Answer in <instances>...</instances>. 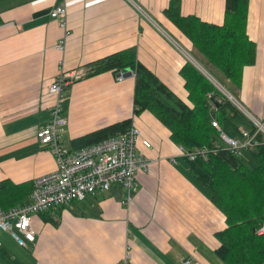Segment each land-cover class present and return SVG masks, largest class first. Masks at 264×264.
<instances>
[{
	"label": "crops",
	"instance_id": "obj_1",
	"mask_svg": "<svg viewBox=\"0 0 264 264\" xmlns=\"http://www.w3.org/2000/svg\"><path fill=\"white\" fill-rule=\"evenodd\" d=\"M169 1L0 0V181L34 180L55 169L37 132L49 118L55 97L48 85L60 69L88 72L89 63L133 47L137 58L182 98L186 90L179 70L186 61L229 91L225 83L230 80L208 72L192 55V42L164 15ZM59 4L67 8L69 31L63 51L56 47L63 29L50 16ZM224 7L225 0H180L183 15L216 24L223 21ZM246 32L255 44V60L243 67L233 96L264 119V0H249ZM133 93V74L118 78L107 70L73 82L62 102V141L68 146L72 138L129 116L150 141L149 148L138 145L152 163L138 175L130 202H125L127 190L114 184L35 214V241L17 249L18 263L12 254L0 264H124L128 246V264H225L214 253L224 215L191 173L193 162L168 129L147 110L132 115ZM235 122L230 115L218 124L223 133L239 138L243 125ZM243 151L255 165L258 148ZM6 235L11 237L0 233V251Z\"/></svg>",
	"mask_w": 264,
	"mask_h": 264
},
{
	"label": "trees",
	"instance_id": "obj_2",
	"mask_svg": "<svg viewBox=\"0 0 264 264\" xmlns=\"http://www.w3.org/2000/svg\"><path fill=\"white\" fill-rule=\"evenodd\" d=\"M248 2L225 0L220 24L195 15H183L180 0H170L163 9L164 15L192 42L194 58L208 72L219 71L230 80V85L220 82L225 83L232 95L243 67L255 60V44L246 32ZM87 66L89 70L84 76L107 70L114 74L125 68L132 70V115L149 111L168 129L174 143L186 149L221 144L215 153L206 159H197L190 168L225 218V226L215 233L218 244L214 253L225 264H264V231L257 232L264 227V146L258 147L259 162L253 165L242 152L236 154L224 147L212 125V118L220 123L232 115L235 126L242 124L252 131L254 128L246 117L226 98L212 109L210 95L219 94L218 88L190 61L179 70L186 98L177 95L142 63L133 47L106 55ZM131 125L129 116L72 138L68 147L78 149L90 145L123 133ZM32 188L33 180H1L0 207L7 209L24 203Z\"/></svg>",
	"mask_w": 264,
	"mask_h": 264
},
{
	"label": "built area",
	"instance_id": "obj_3",
	"mask_svg": "<svg viewBox=\"0 0 264 264\" xmlns=\"http://www.w3.org/2000/svg\"><path fill=\"white\" fill-rule=\"evenodd\" d=\"M66 15L67 8L63 4L55 6L50 11V16L58 19L63 29V35L56 43L57 49L61 51L65 49L66 37L69 33ZM82 77L84 71L79 68L60 69L48 85V91L55 97V101L49 109L47 123L37 132V137L45 149L53 155L55 169L33 180V188L27 201L7 209L0 207V233H8L20 246H26L36 239L37 232L32 220L35 214L72 201L83 200L87 195L105 192L114 184H120L127 190L125 202H130L129 193L138 186V175L150 170L152 160L139 149L138 145L140 143L143 147L149 148L151 143L143 137L142 131L135 125H131L123 133L78 149H70L62 141L66 124L62 106L64 91ZM215 86L218 88L219 94L216 95L220 101L224 98L231 101L254 128L250 131L241 127L240 137L234 138L223 133L218 122L213 120L212 125L218 129V137L223 146L236 154L246 149L264 146V119L253 115L220 84ZM220 145L217 144L212 148L206 146L180 148L182 154L194 162L199 158L206 159L210 153H215ZM263 231L264 227H260L257 232ZM130 253L128 246L124 264H128ZM189 263L190 260L185 261V264Z\"/></svg>",
	"mask_w": 264,
	"mask_h": 264
},
{
	"label": "rangeland",
	"instance_id": "obj_4",
	"mask_svg": "<svg viewBox=\"0 0 264 264\" xmlns=\"http://www.w3.org/2000/svg\"><path fill=\"white\" fill-rule=\"evenodd\" d=\"M165 26V25H162ZM181 43V41H178ZM213 81V80H212ZM214 82V81H213ZM216 85H219L220 83L218 82H214ZM222 88H224L223 86H221ZM235 96V95H234ZM235 98V97H234ZM237 99V98H235ZM228 120V119H227ZM244 154L248 153V151H243ZM240 154V153H237ZM254 163L257 164V162L259 161L258 159H253ZM132 195V194H131ZM120 201V200H119ZM125 206V205H124ZM4 248L2 251H0V258L2 260H6L9 261V258L11 259L12 254L15 256L14 260L15 262H19V255H17V249L21 248V246L17 245L15 243V241L9 237L8 235H6L4 237Z\"/></svg>",
	"mask_w": 264,
	"mask_h": 264
},
{
	"label": "water",
	"instance_id": "obj_5",
	"mask_svg": "<svg viewBox=\"0 0 264 264\" xmlns=\"http://www.w3.org/2000/svg\"><path fill=\"white\" fill-rule=\"evenodd\" d=\"M132 74H133L132 70L125 68V69H122L121 71H119L117 73V76L124 78V77L131 76ZM210 100L216 107L219 106L220 101H218L216 94L210 95Z\"/></svg>",
	"mask_w": 264,
	"mask_h": 264
}]
</instances>
